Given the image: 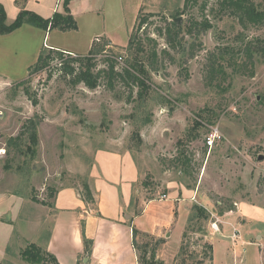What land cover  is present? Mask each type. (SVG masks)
<instances>
[{
    "label": "rangeland",
    "instance_id": "obj_1",
    "mask_svg": "<svg viewBox=\"0 0 264 264\" xmlns=\"http://www.w3.org/2000/svg\"><path fill=\"white\" fill-rule=\"evenodd\" d=\"M51 1L31 0L26 7L31 11L43 6L42 17L47 19L52 16ZM110 1L105 0L99 14L95 9L92 18H79L76 29L49 31L44 52L52 44L74 51L71 56H83L92 40L95 73L108 66L106 55L116 58V70L135 61L144 66L141 97L138 86L119 79L109 84L103 73L93 87L64 78L56 71L61 60L56 53L43 67L30 69L29 64L23 79L0 82V262L54 264L45 253L42 262H33L22 252L28 243L47 238L52 231L49 207L57 188L79 185L84 198L83 185L93 176L97 149L123 148L145 168L143 181L148 185H143L141 208L147 197L188 189L196 192L193 205L209 213L207 220L188 222L192 205L188 215L191 203L179 202L169 241L138 234L137 259L150 261L154 249L153 264H263L264 25L242 26L218 12L217 0H206V7H200L199 0L175 18L184 25L191 18H206L212 27L194 37L179 34L172 48L164 26L182 9L183 0H146L139 11L155 15L137 31L135 19L128 37L131 8ZM0 3L14 21L19 12L14 0ZM103 31L117 35L122 43L113 44ZM132 32L135 41L128 47ZM136 39L141 40V52ZM250 42L252 49L257 48L251 57L237 51ZM0 43V73L24 72L27 49L20 52L15 44ZM225 48L228 53H221ZM214 60L225 74H210L208 66ZM212 127L221 138L207 148L204 140ZM99 173L103 176L102 170ZM210 211L219 218V232L209 227ZM235 229L238 238L233 241ZM117 253L109 259L112 264H135L128 238Z\"/></svg>",
    "mask_w": 264,
    "mask_h": 264
},
{
    "label": "crops",
    "instance_id": "obj_2",
    "mask_svg": "<svg viewBox=\"0 0 264 264\" xmlns=\"http://www.w3.org/2000/svg\"><path fill=\"white\" fill-rule=\"evenodd\" d=\"M19 1L21 4L14 0L18 10L28 9L31 6V0ZM112 1L115 0L110 2ZM51 2V13L61 12L62 8L59 7L61 0H52ZM125 4L131 8L128 37L139 10L147 5V2L146 0H118L117 5L120 8ZM104 8L105 0H70L69 2V10L76 21L77 28L79 18H92V14L96 12L95 9L99 14ZM31 11L40 16H44V12L46 13L43 6L33 7ZM11 21L12 19L6 16V22L10 23ZM52 30L46 31L38 26L23 23L9 33L0 34V42L15 44L20 52L27 49L26 52L30 54L28 60L23 63L24 72L0 73L1 83L21 80L25 77L27 66L29 64L31 66L33 61L35 63L38 55L44 51L46 46L43 45V41L48 32ZM102 33L104 34L102 36L113 44L122 43L117 39V35L108 34L107 31ZM91 41L88 49L91 47ZM47 47L74 53V51L59 45L49 44ZM97 150L92 156L93 176L86 182L93 201L88 202L81 197L79 185L70 184L58 187L52 206L49 207V215L53 220L52 231H48L47 238L45 236L38 237L37 241L31 242H37L38 246L52 253L59 264H78L79 261L85 264H112L109 259L118 256L117 247H121L128 238L135 264H138L137 253L132 244L131 225L141 233L157 238L163 237L169 241V229L174 222L173 214L176 215L177 204L183 201L191 203L188 204L189 215V206L193 205L191 197H196V192L188 189H181L180 192L179 190L165 191L163 193L167 194V198L163 199L158 195L147 197L141 208V201L146 191L142 184L146 172L133 152L123 148ZM99 170H102L103 176L100 175ZM157 186L155 185V187ZM178 194L182 197H178ZM153 205H157V209L152 208ZM236 206L234 214L238 210V202ZM235 230L238 231V229ZM89 241L91 242L89 243Z\"/></svg>",
    "mask_w": 264,
    "mask_h": 264
},
{
    "label": "trees",
    "instance_id": "obj_3",
    "mask_svg": "<svg viewBox=\"0 0 264 264\" xmlns=\"http://www.w3.org/2000/svg\"><path fill=\"white\" fill-rule=\"evenodd\" d=\"M18 4H21L19 0H15ZM24 2V0H22ZM69 2L70 0H63L62 2V9L63 13L55 11L50 18H43L39 14L30 11L28 9L22 8L19 10L17 17L14 19V21L7 23L6 22V13L4 10L3 5L0 3V34H6L14 29L21 26L23 23H29L34 26H38L46 31L52 30V29H59L61 31L66 30H72L77 28L76 21L73 17V15L70 13L69 10ZM199 0H183V7L180 11H178L174 16H172V19L169 21H166L164 26V35L166 39L167 45L171 46L172 48H175V45L177 43V36L181 33H186L190 36H197L201 32L209 29L212 27L211 22L203 18L201 20H197L195 18H191L190 23L188 25H184L183 22L175 21L174 18L177 15H180L184 13L189 7H194L197 5ZM217 10L219 13L226 14L229 16L234 17L240 25L246 26V25H253V26H263L264 25V0H217ZM23 4V3H22ZM206 0H201L199 6L200 7H206ZM155 13L147 12L138 13L136 17V24H135V30H140L144 24H147L150 17L154 16ZM132 36L128 40V47H132L135 37L132 32ZM136 49L137 51H142V46L140 45L141 40L136 39ZM154 42V41H153ZM250 44H245L243 48H239L237 51L245 52V55L251 57L253 50ZM224 49V48H223ZM221 50V53H228L229 48H225V50ZM52 53L58 54L59 58L61 59L59 61V65L56 68V71H58L59 75H62L64 78H69V80H73L74 82H83L85 85H88L89 87H93L94 85H97L99 77L101 73L104 74L106 77V80L109 84H112L115 79H119L124 82V84L129 85H136L141 90L139 91L138 95L141 97L142 89L145 88V81L144 76L146 74V70L143 65L139 64V62H130L126 66H123L121 70L115 69L116 64V58L112 56H107L104 58L107 61L108 66L106 68H101L96 73L93 71L96 67V62H93L94 56L93 55V44L91 45V49L88 52L87 55L83 56H71L70 54L67 55V59H63L64 52L60 50H56L54 48H49L48 52H41L36 62L30 66V69L37 68L40 66H45L49 64V61H51L53 58ZM155 54V51L153 50V55ZM220 54V53H219ZM215 55H212L211 58ZM220 57H223L220 55ZM209 58V59H211ZM92 61V62H90ZM209 71L210 74L213 76L214 72H220L222 74H225L224 69L222 68V65L216 64V60L211 61V64H209ZM211 76V77H212ZM35 126H32V133L31 138L36 139L35 130L33 129ZM144 186L148 185L147 181L142 182ZM83 190L85 191V199L86 201L90 202L93 201V197L91 194V191L86 184L83 185ZM55 190L52 189V192ZM32 200L35 202H38V200L32 196ZM191 216L189 215L188 222H191L192 220H207L209 217L208 211L203 208L199 207L196 204L191 206ZM131 231H132V244L135 249V251L138 249V246L136 244V236L140 234L141 232L135 228L133 225H131ZM144 234V233H141ZM185 233H183L184 235ZM145 235H149L146 234ZM151 236V235H149ZM85 242L87 240H84ZM159 241V240H158ZM91 241H89L90 243ZM156 243H159L156 241ZM208 248L211 249V245H208ZM25 257L33 262H42L44 260V255L42 253H45V255L51 259L54 264H59L57 262V259L55 256L47 251H42V249L37 246L34 242H30L25 247L24 251L22 252ZM151 260L148 261L145 257L138 258V264H153V261L155 260V252L154 249L151 251ZM210 259L212 257L210 256ZM262 263L264 264V249L262 250ZM0 264H2L0 262Z\"/></svg>",
    "mask_w": 264,
    "mask_h": 264
},
{
    "label": "built area",
    "instance_id": "obj_4",
    "mask_svg": "<svg viewBox=\"0 0 264 264\" xmlns=\"http://www.w3.org/2000/svg\"><path fill=\"white\" fill-rule=\"evenodd\" d=\"M64 53L73 55L70 52H66L64 51ZM119 59H121V57H119ZM221 138V135L219 133V130L216 127H212L209 131V133L206 135L204 143L205 146L207 148H211L216 144V141L219 140ZM160 198H167V194L162 193L160 195ZM213 219L209 222V227L211 229L212 232H219V218L213 213L211 212ZM238 238V231L235 230V232L232 234L231 239L234 241L235 239Z\"/></svg>",
    "mask_w": 264,
    "mask_h": 264
},
{
    "label": "water",
    "instance_id": "obj_5",
    "mask_svg": "<svg viewBox=\"0 0 264 264\" xmlns=\"http://www.w3.org/2000/svg\"><path fill=\"white\" fill-rule=\"evenodd\" d=\"M178 19L179 18H175V21H178ZM262 158V156L260 155L259 157H258V159H261Z\"/></svg>",
    "mask_w": 264,
    "mask_h": 264
},
{
    "label": "bare ground",
    "instance_id": "obj_6",
    "mask_svg": "<svg viewBox=\"0 0 264 264\" xmlns=\"http://www.w3.org/2000/svg\"><path fill=\"white\" fill-rule=\"evenodd\" d=\"M1 152V151H0Z\"/></svg>",
    "mask_w": 264,
    "mask_h": 264
}]
</instances>
